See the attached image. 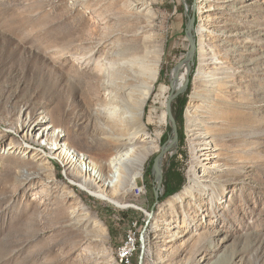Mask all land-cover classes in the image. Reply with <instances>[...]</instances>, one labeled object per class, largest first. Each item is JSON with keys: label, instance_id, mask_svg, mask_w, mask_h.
<instances>
[{"label": "rangeland", "instance_id": "1", "mask_svg": "<svg viewBox=\"0 0 264 264\" xmlns=\"http://www.w3.org/2000/svg\"><path fill=\"white\" fill-rule=\"evenodd\" d=\"M131 2L0 0V264H124L135 222L137 264L146 220L142 264H264V0H146L140 14ZM124 43L156 64L127 128L101 113L96 70ZM128 136L136 185L114 190ZM173 172L181 188L164 198Z\"/></svg>", "mask_w": 264, "mask_h": 264}, {"label": "bare ground", "instance_id": "2", "mask_svg": "<svg viewBox=\"0 0 264 264\" xmlns=\"http://www.w3.org/2000/svg\"><path fill=\"white\" fill-rule=\"evenodd\" d=\"M142 1L146 0H135V2L129 3L128 9L136 14L144 12L145 5ZM136 50L137 47L135 45L124 43L115 51H111L110 57L101 58L96 66V70L101 75L99 86L105 100V106L101 110V113L109 123H119L125 128H127L130 123H139L143 113L140 103L145 101L150 95L156 73V64L152 60H149L146 55L136 53ZM183 67L185 69V66ZM183 67L181 66V69ZM171 76L175 81L174 89L176 90L184 84L186 71L179 72L176 78H174V72H172ZM128 117L130 118L129 120ZM0 134H2V132H0ZM141 138L144 140L148 139V135L142 131ZM121 140L124 146L117 150L116 154L110 159V179L105 183L107 187L113 188L114 190H120L125 187L126 184L130 187L136 185L134 174L135 166L133 162L136 155V147L133 143L135 139L128 136L121 137L119 141ZM54 145L57 147V143L54 142ZM18 151L19 148L15 150V152ZM64 152L66 153L67 151ZM205 154V161H207L210 158V156L207 155L210 154V150L206 149ZM89 162L91 163V160H89ZM203 169H205V167H203ZM204 171L205 170H202V172ZM217 178L219 179V177ZM81 186L84 190H87L85 182L81 183ZM196 187L200 188L202 184L196 183ZM89 192L96 198L117 207L129 206L128 204L121 203L109 197L105 192ZM189 193L188 191L187 194ZM212 194L213 192H209V196ZM119 262L124 263L123 261Z\"/></svg>", "mask_w": 264, "mask_h": 264}, {"label": "water", "instance_id": "3", "mask_svg": "<svg viewBox=\"0 0 264 264\" xmlns=\"http://www.w3.org/2000/svg\"><path fill=\"white\" fill-rule=\"evenodd\" d=\"M193 21H194V15H192V17H191L189 23L186 25V34H187V36L190 35V31H191L192 26H193ZM192 48H193V45H192ZM180 67H181L180 64L177 65L176 69L173 71V72H174V78L177 77V76H176V75H177V70H178ZM187 80H188V73H186L185 84H186ZM172 88H173V91H174V92L170 95V99H169L168 102H167V115L169 116V118L171 119V121H172V123H173V132H174V134H173L172 142H175V141L177 140L176 128H175V126H174V121H173V119H172V117H171V113H170V111H169L168 106H169V104H170V101H171L173 98H175V97L179 94V92L181 91V89L178 88V89L175 90V89H174V85H173V83H172ZM163 146H164V145H163ZM164 150H165V148H163V151H162V152H164ZM158 159H159V158L157 157V159H156V161H155V169H158ZM150 217H151V216L148 215V219H149ZM147 224H148V220H146V222H145V226L143 227V229H142L141 232H140V236H139V248H140V252H139V255H138V263H137V264H142V263H143V259H144V255H145V233H146V227H147Z\"/></svg>", "mask_w": 264, "mask_h": 264}, {"label": "built area", "instance_id": "4", "mask_svg": "<svg viewBox=\"0 0 264 264\" xmlns=\"http://www.w3.org/2000/svg\"><path fill=\"white\" fill-rule=\"evenodd\" d=\"M136 226V222L132 223V227L127 231L124 237L123 244L117 249V259L123 261L124 264H130V258L136 251L138 234Z\"/></svg>", "mask_w": 264, "mask_h": 264}, {"label": "trees", "instance_id": "5", "mask_svg": "<svg viewBox=\"0 0 264 264\" xmlns=\"http://www.w3.org/2000/svg\"><path fill=\"white\" fill-rule=\"evenodd\" d=\"M184 103L185 100H183V103L181 105V116H182V109L184 107ZM165 141L162 142V144H164ZM182 185V179L180 177L179 174H176L173 172V174H169V176L167 177V180L164 184V191H163V197L167 198L173 194H175L176 192L179 191V189L181 188Z\"/></svg>", "mask_w": 264, "mask_h": 264}]
</instances>
